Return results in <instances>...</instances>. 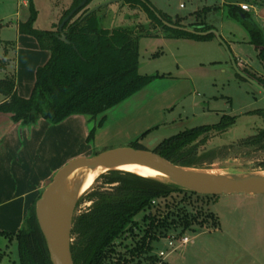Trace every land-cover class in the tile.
<instances>
[{
  "label": "trees",
  "instance_id": "1",
  "mask_svg": "<svg viewBox=\"0 0 264 264\" xmlns=\"http://www.w3.org/2000/svg\"><path fill=\"white\" fill-rule=\"evenodd\" d=\"M83 1L74 0L61 23ZM91 2L88 0L62 32L36 30L37 11L30 3L29 19L20 24L19 31L34 37L42 50L51 53V58L37 70L36 82L28 99L19 96L13 77L0 79V95L5 98L0 104L1 114L10 116L14 123L24 126H32L41 119L60 124L76 115L95 120L158 78L157 75L140 74L139 47L142 37H155L157 34L149 31L148 26L140 24L105 28L99 12L91 11ZM124 4L132 9L141 8L151 25L161 28L170 39L215 40L214 35L204 37L165 26L164 22L183 27L178 20L174 22L155 9L150 0H124ZM229 15L247 29L250 44L258 51V59L264 69V32L238 6H230ZM197 18L200 22L192 28L196 32L214 29L205 23L201 14ZM62 34L68 43L62 41ZM241 71L264 87V75L259 76L246 68ZM249 114L264 116V111ZM235 122L236 117L224 115L217 125L185 130L166 139L157 146L154 153L176 166L195 167L201 159L192 156L194 152L186 148L212 131L223 132L229 129ZM94 135L95 130H92L88 141L93 140ZM243 145L257 146L264 150V130L246 140ZM131 148L142 150L138 143ZM101 179L111 189L92 194L93 204L90 209L73 219L71 251L74 264H115L114 260L116 264H121L122 259L124 264H144L143 260L154 249L153 243L161 237H169L172 230L180 228L179 235H185L207 224L218 226L215 215L204 210L197 211L195 216L178 213L175 218H171L163 215L159 204L158 207H155L156 204L153 206V202L160 203L174 194L203 199L218 197L193 194L158 180L121 171L109 172L101 176ZM165 207L169 209L171 206L166 202ZM141 223L146 227L145 235L137 240L134 229ZM1 236L17 242L19 264H52L36 217V203L29 210L25 225L18 233L12 235L3 232ZM124 240H130L131 243L124 244Z\"/></svg>",
  "mask_w": 264,
  "mask_h": 264
},
{
  "label": "rangeland",
  "instance_id": "2",
  "mask_svg": "<svg viewBox=\"0 0 264 264\" xmlns=\"http://www.w3.org/2000/svg\"><path fill=\"white\" fill-rule=\"evenodd\" d=\"M28 1L29 5L32 3L37 11L34 27L38 31L59 30L62 18L68 12L65 10L71 9L74 3V0ZM230 1L150 0L155 9L168 15L174 21L183 20V18L190 19L191 15L198 12L205 22L220 34L228 49L216 38L212 43L203 45L193 44L191 40L165 39L161 28L151 25L141 8L132 9L124 4V0H92L89 7L93 11L100 6L98 12L104 19L105 28L132 27L140 24L148 26L149 31L157 34L155 37H142L139 41L141 75H153L159 71H167L177 76L176 61L190 68L195 67L198 61L207 63L205 67L193 70L194 73H192L197 83L195 94L197 106L191 108L188 103H184L177 106L172 114H181L184 117V125L176 130H172L173 126H169L152 131L143 145L149 152H154L159 144L180 132L202 126L217 125L224 115L236 117L235 124L229 129L223 132L212 131L186 148L194 152L192 156L201 159L200 163L192 169L233 176L264 172V150L257 146L243 145L246 140L264 130V116L249 114L264 111V89L241 78L234 69L231 56L238 60L239 70L248 68L251 72L262 76L264 69L258 59L257 50L250 44L247 29L242 23L230 17ZM236 1L240 3L243 0ZM5 2L6 0H0V22L15 24L18 2L10 0L9 5H5ZM253 5L262 8L264 1ZM215 8L218 9L214 10ZM22 12V19L29 15L28 9L22 7ZM2 15L7 18L2 20ZM181 20H179L180 23ZM182 23L180 25L184 27ZM186 26L189 25L186 24ZM13 32V29H5L2 32V38L13 37ZM11 51L9 48L6 57L5 46L0 47V58L6 61L8 68L4 70L0 67V79L6 78L13 71ZM240 60L247 66L239 63ZM2 64L4 65L3 62ZM178 89L188 90L189 87L180 86ZM167 105L169 108L166 111L170 113L172 106ZM142 110L135 112L133 116L143 119V114H140ZM160 110V108L155 110V113L159 115ZM187 117L189 119H186ZM97 127L95 120L91 121L87 134L84 135L81 130L83 136L86 137L82 138L81 132L78 131V135L75 133L71 140L68 142L65 140L64 157L70 154H83L89 155L88 158H93L105 153L106 149H119L116 148L117 145L108 148L95 146V135L93 140L88 141L91 131L96 132ZM110 189L111 186H106L102 179L97 178L92 184V189L80 195L81 201L76 205L74 217L90 209L93 204L92 194ZM166 202L171 206L169 209L165 207ZM158 204L163 215L171 216V218H175L178 213L195 216L199 210L213 213L218 226L211 227L207 224L195 232H186L185 235L192 240L191 245L183 253L173 254L165 261L157 257L158 252L166 247L165 238L161 237L159 241L153 243L154 249L147 255V259L143 260L144 264H264V195H231L220 196L216 199H203L193 195L190 197L185 194H174L167 200H161L160 203L157 201L155 207ZM145 228L144 223H141L134 229V234L138 236L137 240L144 237ZM180 232L181 229L176 228V231L172 230L168 236ZM130 243V240H124V244L129 245ZM121 249L124 252L123 247ZM18 256L17 242L1 236L0 264H19ZM114 262L117 263L116 260ZM121 264H124L123 259Z\"/></svg>",
  "mask_w": 264,
  "mask_h": 264
},
{
  "label": "crops",
  "instance_id": "3",
  "mask_svg": "<svg viewBox=\"0 0 264 264\" xmlns=\"http://www.w3.org/2000/svg\"><path fill=\"white\" fill-rule=\"evenodd\" d=\"M263 1L243 0L240 3H236L238 1L231 0L229 6L241 8L243 4L248 5L250 11L246 13L252 17L254 22L264 32V6L257 8L253 5ZM17 2V11L15 13L17 22L11 25L6 24L4 21L0 22V47L2 45L5 46L4 54L6 57L8 56L9 48L13 53V71L6 78L13 77L19 96L28 99L36 82L37 70L48 63L51 53L42 50L34 37L20 33V24L29 19L30 6L28 0H17ZM10 3V0H6L5 5ZM22 7L29 11V15L25 16L24 19L21 18ZM69 9L65 10V12ZM217 9L215 8L214 10ZM197 15L198 12H195L190 19L183 18V20L178 19V21L181 20V23L183 22L184 28L192 29L200 22ZM4 18L7 17L3 16L2 20ZM191 20L192 22L190 23ZM186 24L189 26L185 27ZM5 29H13V37L3 39L2 32ZM165 39L170 38L165 35ZM213 41L191 40L190 42L203 45ZM236 61L238 65V60ZM179 62L176 61L177 76L167 71L154 73L153 75H157L158 78L150 85L95 119L98 126L95 132V146L108 148L109 146L117 145L116 148H131L133 144L138 143L142 150L148 151L144 147L143 142L152 131H158L169 126H173L172 130L182 127L184 125V117L181 114H172L177 106L184 103H188L191 108L197 106V100H195L197 83L192 73H194L193 70L205 67L207 63L198 61L195 67L190 68V66L182 65ZM210 62L212 63L213 61ZM239 63L247 66L242 60ZM0 67L4 70L8 69L6 61L1 60V58ZM180 86H188L189 89L179 90ZM4 101L5 98L1 96L0 104ZM167 104L172 106L170 113L166 111L169 108ZM159 108L161 110L158 115L155 110L157 111ZM139 110H142L140 114H143V119L133 116ZM140 114L139 116H141ZM186 119H189V117ZM91 121L94 120L76 115L69 117L60 124H52L47 120L41 119L32 126H24L21 123H14L10 116L0 113V233L5 232L12 235L18 233L25 225L29 210L37 203L56 174L71 161L89 157V155L83 154H70L65 158L63 149L65 140L66 142L71 140L75 133L78 135V131L81 132L82 130L84 133L81 132V134H87ZM83 134L82 138L86 137ZM108 150L110 149H106V151Z\"/></svg>",
  "mask_w": 264,
  "mask_h": 264
},
{
  "label": "water",
  "instance_id": "4",
  "mask_svg": "<svg viewBox=\"0 0 264 264\" xmlns=\"http://www.w3.org/2000/svg\"><path fill=\"white\" fill-rule=\"evenodd\" d=\"M87 2L88 0H84L63 20L59 28L60 32H62L64 26L71 18L86 6ZM99 9L100 6L96 7L92 12H96ZM164 25L175 30L186 31L199 36L207 37L214 35L218 42L228 49L216 30L196 32L193 29L178 27L166 22H164ZM61 39L63 42L68 43L64 34L61 35ZM231 59L234 69L241 78L262 90L264 89L256 81L238 69L234 57L231 56ZM134 165L148 167L165 176L168 180L166 184L176 186L193 194L211 197L264 195L263 173L230 176L213 171H199L192 168L176 166L154 152L133 148L114 149L93 158H78L68 163L56 174L53 181L36 203V217L46 240L52 264H74L71 251L73 243V218L76 205L81 198L75 201L64 202V204L61 203L59 192L67 177L81 169L95 170L105 168L108 169L107 173H109L112 171H120L118 168L123 166Z\"/></svg>",
  "mask_w": 264,
  "mask_h": 264
},
{
  "label": "bare ground",
  "instance_id": "5",
  "mask_svg": "<svg viewBox=\"0 0 264 264\" xmlns=\"http://www.w3.org/2000/svg\"><path fill=\"white\" fill-rule=\"evenodd\" d=\"M122 172L138 175L143 178L156 179L168 183L167 178L162 174L151 170L144 166H123L118 168ZM108 172V169L98 168L95 170L81 169L72 173L64 181L59 195L61 203L75 201L80 198V195L87 193L92 189V184L95 180ZM264 174V172H262Z\"/></svg>",
  "mask_w": 264,
  "mask_h": 264
},
{
  "label": "built area",
  "instance_id": "6",
  "mask_svg": "<svg viewBox=\"0 0 264 264\" xmlns=\"http://www.w3.org/2000/svg\"><path fill=\"white\" fill-rule=\"evenodd\" d=\"M241 10L244 12H249L250 7L248 5H241ZM156 202H153V205H155ZM166 241V247L164 249H161L157 257L158 259L165 261L168 259L171 255L177 254V253H183L189 245H191L192 240L187 235H171L165 239Z\"/></svg>",
  "mask_w": 264,
  "mask_h": 264
}]
</instances>
